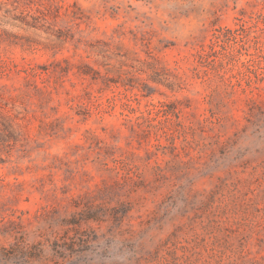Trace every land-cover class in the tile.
Masks as SVG:
<instances>
[{
    "label": "rangeland",
    "instance_id": "rangeland-1",
    "mask_svg": "<svg viewBox=\"0 0 264 264\" xmlns=\"http://www.w3.org/2000/svg\"><path fill=\"white\" fill-rule=\"evenodd\" d=\"M0 264H264V0H0Z\"/></svg>",
    "mask_w": 264,
    "mask_h": 264
}]
</instances>
